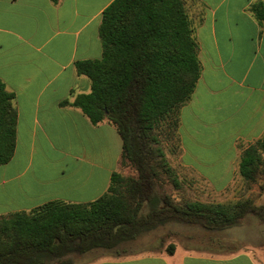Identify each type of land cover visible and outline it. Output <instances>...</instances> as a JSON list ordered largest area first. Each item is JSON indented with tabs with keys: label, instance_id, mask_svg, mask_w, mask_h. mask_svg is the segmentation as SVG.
Listing matches in <instances>:
<instances>
[{
	"label": "crops",
	"instance_id": "1",
	"mask_svg": "<svg viewBox=\"0 0 264 264\" xmlns=\"http://www.w3.org/2000/svg\"><path fill=\"white\" fill-rule=\"evenodd\" d=\"M112 1L0 0V81L16 110L13 155L0 164V218L51 200L93 201L121 170L116 127L92 124L80 108L61 104L91 89L75 63L101 57L99 26ZM183 1L201 70L179 109L175 167L207 193L235 198L245 183L241 153L264 137V21L252 11L264 0ZM243 189L263 204V185ZM247 231L241 228V242L252 238ZM216 232L186 229L172 252L158 245L82 264H264L254 247L215 251ZM198 235L212 237L210 249L193 242Z\"/></svg>",
	"mask_w": 264,
	"mask_h": 264
},
{
	"label": "trees",
	"instance_id": "2",
	"mask_svg": "<svg viewBox=\"0 0 264 264\" xmlns=\"http://www.w3.org/2000/svg\"><path fill=\"white\" fill-rule=\"evenodd\" d=\"M252 11L264 21L263 3H255ZM99 36L101 57L75 63L77 73L90 79V91L61 104L80 108L92 124L112 123L122 141L121 165L133 167L136 176L119 189L123 178L113 172L107 191L90 202L51 200L1 217L0 264H53L69 254L112 248L178 219L208 230L237 225L247 214L264 219V205L250 198L175 204L157 191L159 172L167 168L155 129L167 120L176 130L179 109L201 70L184 1L113 0L102 12ZM12 99L0 81V164L15 147ZM263 156L264 137L242 151L239 171L244 179L254 180Z\"/></svg>",
	"mask_w": 264,
	"mask_h": 264
},
{
	"label": "rangeland",
	"instance_id": "3",
	"mask_svg": "<svg viewBox=\"0 0 264 264\" xmlns=\"http://www.w3.org/2000/svg\"><path fill=\"white\" fill-rule=\"evenodd\" d=\"M155 132L158 139L156 146L160 147L162 150L163 157L166 162L165 169L167 168V171L160 170L159 178L156 180V188L160 194L167 196V198H169L173 203L183 204L186 201L227 203L250 198L256 205H264V202H262L263 204H259L256 197L253 195L251 197L246 196L242 191L245 190L243 189L245 184L247 187L250 186V188L254 186L259 187V185H263L264 188V183H262L264 180V156L256 166L254 180L244 179L245 183H240L235 188V192L233 194L235 198L223 199L219 196H216V194L212 195L207 193L204 184H193V182H190L187 177H184L180 170L175 167V160L177 158L179 149V141L177 137V128L175 130L170 121H161L159 126H157L155 129ZM118 173L123 178L120 186L118 187L119 189L124 188V180L130 176H136V170L128 165H121V170ZM175 180L177 185L175 184ZM147 210V206L144 203L141 207V211L145 215ZM193 228H201L212 232L216 231L205 229L199 224L185 222L181 219L168 221L148 231L142 232L135 239L121 242L112 248L100 247L90 249L83 253L69 254L60 258V261L53 262V264H82L102 255L114 253L116 256H126L131 253L141 251L147 247H156L158 245H164L168 249L170 246L174 247L173 243L179 242V240L185 234L184 230H190ZM241 228L249 230L246 233L248 236H252V238H246L243 242H241ZM217 231V234L222 235L221 237H218L219 242H217V244L213 243L214 247L216 248L215 251L223 254H229L240 251L241 245L249 249L254 247L253 249H255V255L264 263V219H261L256 215L247 214L237 225L226 227ZM211 240L212 237L207 238L206 236L201 237V235H198V240H194L193 242L200 244L199 246H202L205 249H210L207 246L211 244Z\"/></svg>",
	"mask_w": 264,
	"mask_h": 264
}]
</instances>
